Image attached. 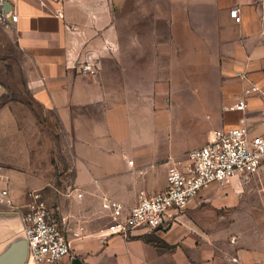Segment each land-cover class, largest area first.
Returning a JSON list of instances; mask_svg holds the SVG:
<instances>
[{"label": "crops", "instance_id": "1", "mask_svg": "<svg viewBox=\"0 0 264 264\" xmlns=\"http://www.w3.org/2000/svg\"><path fill=\"white\" fill-rule=\"evenodd\" d=\"M232 9L238 10L239 22L230 17ZM5 12L16 14L17 21L0 24V76L7 79L6 84L0 80V165L24 163L28 147L48 148L52 136L59 137L57 146L81 149L75 167L76 179L84 182V216L103 212L105 198L130 209L140 192H162L167 161L179 157L185 164L187 152L207 144L213 130L225 128V120L231 127L264 121L257 96L247 100L246 111L222 114L221 105L238 98L230 95L229 86L216 98L213 112L202 108L201 113L180 103L185 92L172 90L173 85L184 88L186 68L200 73V68L217 66L220 78L244 73L245 85L254 83L264 93V0H9ZM186 37L195 45L214 40L209 50L217 54L211 63L198 55L185 59ZM84 63L95 72L82 73ZM177 108L186 118L170 127ZM242 113L247 115L242 123L233 121ZM196 137L199 143L187 144ZM182 146L183 151L174 152ZM2 168L0 190H8L15 202L24 186ZM245 180L249 190L239 197ZM263 182L260 171L233 178L222 187L228 195L218 202L207 187L164 230L107 240L97 233L106 245L78 262L264 264ZM253 193L259 206L247 204ZM10 211L0 205V213ZM223 220L231 226L222 231L208 227ZM12 222L0 219L2 245L15 235L18 225ZM148 236L166 249L146 241ZM72 248L61 264H73Z\"/></svg>", "mask_w": 264, "mask_h": 264}, {"label": "built area", "instance_id": "2", "mask_svg": "<svg viewBox=\"0 0 264 264\" xmlns=\"http://www.w3.org/2000/svg\"><path fill=\"white\" fill-rule=\"evenodd\" d=\"M9 0H0V24L16 23L17 15H7L5 5ZM229 15L239 22L238 10ZM82 73H94L92 65L84 63ZM236 77L246 80L243 74ZM257 96L261 100L260 111L264 113V93L254 83L242 90L234 104L226 106L227 112H244L247 100ZM264 121L249 126L242 124L215 129L207 144L190 150L186 163L169 164L166 187L157 194L140 192L135 206L126 209L122 204L103 199L101 209L107 225L99 232V238L113 236L128 239L136 231L154 232L164 230L177 222L179 213L203 189L212 184L222 188L233 178L246 179L264 167V130L253 134ZM132 164V162H129ZM79 198L82 195H77ZM27 201L18 205L6 189L0 190V205L18 214L27 245L24 264H61L70 257L72 242L81 240L85 232L78 220H71L59 208L49 206L38 191L27 195Z\"/></svg>", "mask_w": 264, "mask_h": 264}, {"label": "rangeland", "instance_id": "3", "mask_svg": "<svg viewBox=\"0 0 264 264\" xmlns=\"http://www.w3.org/2000/svg\"><path fill=\"white\" fill-rule=\"evenodd\" d=\"M205 40L206 42L202 40L200 42V45H195L192 43V38L190 39L189 37H186L184 51L185 59L193 60L196 59L195 57L196 55H198L201 57V59H203V61L211 63L210 59L215 58L217 54L215 50H209V48L215 47L214 40H210L209 37ZM210 42H212V44H210ZM193 48L195 51H193ZM196 48H200V51H196ZM185 73L187 77H185L187 79L184 84L185 89H182L181 85H173L172 90L177 92H185L184 101H178V103L180 102L186 104L187 109L191 108V110H200V113L203 111L202 108L209 109L211 112H213L214 104H216V98L219 99L218 97L220 96V94L223 95L222 90L225 89V86H229L230 95L236 98L248 85L247 83V85H245L244 80L236 77L237 74H244L241 72H236L229 78H220L222 76V72L221 69H219L217 66H209L205 69L200 68V73H197L196 69L186 68ZM0 80H2L6 84V78L0 76ZM3 90L4 89L0 91V104H2V102L4 101ZM235 98L233 100H236ZM200 103H203L204 106H201ZM179 106H181L182 108L184 107V105L182 104ZM225 108L226 106H224V104L221 105L222 114L224 113ZM183 113L185 114L186 112H184L180 108L174 109V112L172 113L173 117L170 115L169 126L171 127V125L175 124L179 120L184 123V118L186 117L184 115L182 116ZM235 116L232 117L233 121H237L239 122V124L242 123L244 121V118L247 117L245 113ZM261 118L262 120H264V116H262ZM253 121H251V123ZM227 125L229 124H227V121L225 120L224 127H231L230 125ZM263 130V125L257 126L254 129L253 134H258ZM51 141L52 142L48 148L35 147L33 149L28 147L25 151V155L23 156L24 163L1 164L0 168H8V173L17 176L19 179L17 180L19 184L22 183L21 186H24L22 189H19L17 191L18 194L16 196V204L21 205L25 203L27 201V195L29 193L38 191L41 193L43 199L49 206L60 208V210L63 211L65 215H69L71 217L72 221L73 219L78 220L83 226H85V232L83 233L82 239L72 244V255L75 258L72 261L74 262L78 261L79 257H84V254H86L87 256H93L97 252L96 247L98 245L100 247V250L104 248L106 244L103 241L100 242L95 235L99 233L103 228H105V226L107 225V218L104 212H98L97 214L91 216H84V182L76 179L77 169L75 167L76 164H79L80 156L79 154H77V152L81 151V149L73 150L70 146H67L66 148L57 146L58 141H60L58 136H52ZM199 142V137H196L190 139L187 144H197ZM163 145L164 147H166V143H164ZM184 148V146L178 147L176 149L177 151L174 150V152H181L184 150ZM158 151H160V149ZM182 159H180L179 157H173L167 161V165L169 166V164H171L172 162L178 163L179 165H184V163H182ZM260 172H264V169L262 168ZM158 180L159 182H161V178H158ZM38 184L42 185V187L36 188L35 185ZM241 184L242 190L240 191L239 197L244 195L247 190H249V183H246V180L241 181ZM259 190L260 193L264 194V182L263 185H259ZM205 191L207 192V194H210V196H212V198L215 200L220 197L225 198L226 194L228 195L227 189L219 188L215 184L210 185L209 188ZM79 194L82 195L80 198L77 196ZM251 195L252 200H249V202H247V199H244V201L242 199V203L246 201L249 205L259 206L257 204H259L258 202H260V200L256 199L257 193H253ZM202 207H213V205L203 204ZM213 224H210V222L208 224V227H211L213 231L216 229L222 231L231 226L230 223L226 220H223L220 223ZM21 225H19L18 229H20ZM263 237L261 238L262 243L264 241ZM145 238H147V236ZM148 238L155 239L153 236H148ZM3 239L4 238L0 236V246L2 245Z\"/></svg>", "mask_w": 264, "mask_h": 264}, {"label": "water", "instance_id": "4", "mask_svg": "<svg viewBox=\"0 0 264 264\" xmlns=\"http://www.w3.org/2000/svg\"><path fill=\"white\" fill-rule=\"evenodd\" d=\"M118 1V0H114ZM3 87L0 85V91ZM0 219L13 220L12 226L21 225L17 213L10 211L9 213H0ZM13 228L15 235L6 240L0 247V264H24L27 257V245L23 234L22 225L20 229ZM169 228V227H168Z\"/></svg>", "mask_w": 264, "mask_h": 264}, {"label": "trees", "instance_id": "5", "mask_svg": "<svg viewBox=\"0 0 264 264\" xmlns=\"http://www.w3.org/2000/svg\"><path fill=\"white\" fill-rule=\"evenodd\" d=\"M146 241L153 243L156 247L160 249H166V247L163 246L162 241H159L157 239H148V240L146 239ZM73 264H81V263L78 261H74Z\"/></svg>", "mask_w": 264, "mask_h": 264}, {"label": "bare ground", "instance_id": "6", "mask_svg": "<svg viewBox=\"0 0 264 264\" xmlns=\"http://www.w3.org/2000/svg\"><path fill=\"white\" fill-rule=\"evenodd\" d=\"M130 164V163H129Z\"/></svg>", "mask_w": 264, "mask_h": 264}]
</instances>
